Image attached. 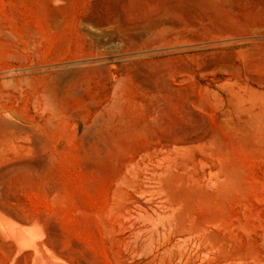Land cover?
<instances>
[{
    "label": "rangeland",
    "instance_id": "374dc122",
    "mask_svg": "<svg viewBox=\"0 0 264 264\" xmlns=\"http://www.w3.org/2000/svg\"><path fill=\"white\" fill-rule=\"evenodd\" d=\"M0 214L66 264H264V0H0Z\"/></svg>",
    "mask_w": 264,
    "mask_h": 264
},
{
    "label": "bare ground",
    "instance_id": "6f19581e",
    "mask_svg": "<svg viewBox=\"0 0 264 264\" xmlns=\"http://www.w3.org/2000/svg\"><path fill=\"white\" fill-rule=\"evenodd\" d=\"M15 222L7 217L0 216V230L12 236L17 245H29L32 247L31 264H66L60 255L55 254L43 243L41 238L42 236L44 238L45 235H43V229L40 226L35 224L30 228H24V226L22 227ZM147 236L150 237L149 235ZM144 238L148 240L147 237L144 236ZM67 264H70V262H67Z\"/></svg>",
    "mask_w": 264,
    "mask_h": 264
}]
</instances>
